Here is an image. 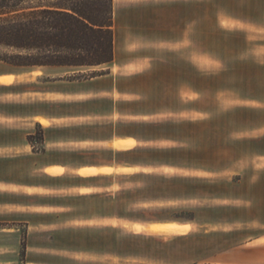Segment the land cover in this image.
Instances as JSON below:
<instances>
[{"label": "crops", "instance_id": "1", "mask_svg": "<svg viewBox=\"0 0 264 264\" xmlns=\"http://www.w3.org/2000/svg\"><path fill=\"white\" fill-rule=\"evenodd\" d=\"M199 2L200 7L206 6L207 17L217 19L219 32L229 31L222 25L223 22H230L236 28V21H242L243 17H254L259 19V23H264V0H112L111 62L69 67L14 65L0 61V97L26 96L29 93L36 96L88 97L26 102L0 100V111L8 113V118L13 121L6 131L0 133V147H4L3 151H12V155L5 157L13 161L12 187H85L102 184L113 189V195L93 193L75 198L19 193L28 201L22 207L36 204L83 209L84 205L73 201L82 204L111 203L112 199H116L119 188L112 181L120 174L115 170L101 173L100 169L111 167L113 162L120 165L118 155L139 144L134 129L170 127L173 130L172 138L163 134L146 141H162V146L158 148H170L174 154V199L203 193L231 203L198 207L174 205V208L191 211L189 221L175 220L172 225L152 222L144 230L154 236L161 235L159 231L169 230L167 234L173 238L175 253L184 251L187 260L183 264L202 260L207 264H264V170H257L251 162L242 169L234 167L245 156L264 157V133L240 139L233 137L235 132L259 131L264 129V125L259 121L239 123L237 127L223 122L215 124L207 110L199 111V97L191 94L199 93ZM242 2H255L256 7L248 6L245 12ZM181 44L186 46L177 50L170 47ZM183 55L184 61H180ZM242 62L248 66L262 67L253 60ZM72 68L88 71L55 75ZM251 74L246 81L256 80V76H259L257 73ZM185 92L190 96H185ZM171 100L173 104L169 107ZM239 108L253 112L255 116L261 113L256 105ZM83 116H94L96 119L91 123L67 127L51 123L52 119ZM0 128H4V125L0 124ZM37 131L41 135L39 143L33 141ZM63 140L90 146L75 150L48 147L54 141ZM127 141L135 143L129 144ZM35 145L41 146V150H36ZM90 151H108L111 158L98 164L83 163L79 158L75 159L77 163L74 165H79L74 169L75 175L69 176L66 171H59L73 165L70 162L71 153ZM40 165L43 166L42 172L37 170ZM84 169L96 171L80 175ZM222 170H234L238 174L230 181L187 174ZM55 180L59 182L55 183ZM73 220L78 227L110 229L118 225L104 224V221H119L112 213H96ZM233 224L242 226L225 227ZM193 225H197L199 230L194 231Z\"/></svg>", "mask_w": 264, "mask_h": 264}, {"label": "rangeland", "instance_id": "2", "mask_svg": "<svg viewBox=\"0 0 264 264\" xmlns=\"http://www.w3.org/2000/svg\"><path fill=\"white\" fill-rule=\"evenodd\" d=\"M241 4L245 12L249 7H256L255 2L249 4L242 2ZM205 10L206 6L200 7L199 2L198 61L202 64L207 56H211L218 60L224 69L218 73H210L198 67L199 111L207 110L215 124L223 122L237 127L239 123L259 121L264 125V66L245 65L242 61H252L251 58H244V53L249 47L245 33L235 28L230 22L222 24L229 31L219 32L216 27L217 19L212 16L207 17ZM210 10H213V6ZM247 13L253 14L252 12ZM241 20L245 23L260 22L254 17H243ZM16 54L17 52L10 49L0 48L2 56ZM21 54L25 55V53ZM179 59L184 61V55ZM251 73H257L258 78L256 76V80L246 81V77L252 75ZM218 93H232L238 101H233L232 96H225L224 102L233 103L234 106L228 110H221L217 99ZM172 104L171 100L169 107H172ZM243 105H256L261 113L255 116L253 112L239 108ZM133 132L139 144L134 149L119 154V164L132 168L155 163L161 167H170L173 173L119 172L117 179L132 182L144 180L146 186L124 190L120 189L118 184L116 199H112L111 203L85 202L82 204L73 201L85 207L77 209L76 213H63L60 216L56 214L38 215L30 212H0V248L6 246L15 248L12 253L0 252V264H116V261H120L121 264H183L187 260L183 254L184 251L181 252L182 254L175 253L173 238L167 234L169 230L159 231L161 235L155 234L156 236L144 230L152 222L172 225L175 220L187 222L191 218V211L174 208V205H171L175 185L172 150L142 146L147 143L146 140L159 138L163 134L172 138L173 130L170 127L166 129L136 128ZM33 141L37 143L41 141L38 131ZM34 148L40 151L42 147L35 145ZM0 149H2L0 150V185L13 188V161L6 159L7 155H12V151L5 152L4 147ZM79 158L83 163L98 164L110 159L111 154L108 151H90L82 154L75 152L71 153L70 162L74 165L77 163L75 159ZM56 182L59 181L55 180ZM137 199L158 206L138 210L130 209L127 202ZM24 203L28 201L21 194L0 188V207L4 205L22 207ZM166 203L170 205H164ZM89 207L95 208L93 210ZM96 213H112L119 221L132 223L134 228L124 229L118 226L110 229L109 227H78L75 225L59 229L51 227V224L63 222L67 218L90 216ZM62 251L113 259H80L58 255ZM192 264L207 263L202 260Z\"/></svg>", "mask_w": 264, "mask_h": 264}, {"label": "trees", "instance_id": "3", "mask_svg": "<svg viewBox=\"0 0 264 264\" xmlns=\"http://www.w3.org/2000/svg\"><path fill=\"white\" fill-rule=\"evenodd\" d=\"M112 25V0H0V48L17 52L0 61L107 64L113 60Z\"/></svg>", "mask_w": 264, "mask_h": 264}, {"label": "clouds", "instance_id": "4", "mask_svg": "<svg viewBox=\"0 0 264 264\" xmlns=\"http://www.w3.org/2000/svg\"><path fill=\"white\" fill-rule=\"evenodd\" d=\"M237 29L243 31L245 33L246 42L249 47L246 49L244 53V58H251L255 63L258 65L264 66V23H253V22H242L236 21ZM186 44L181 45H172L170 46L173 50H177L180 47H185ZM195 55V54H194ZM202 71L210 72V73H218L224 69V66L215 58L211 56H207V58L203 61L202 64L198 65ZM88 71L84 68H72L68 69L67 71H60L55 73V75H72L74 72H83ZM193 96L199 97V93H191ZM225 96H232L233 101H238V98L234 96L232 93H218L217 99L220 104L221 110H228L234 106L233 103H225L224 97ZM86 96L81 97H69V96H36L32 93L28 95H16V96H9L4 95L0 97L2 101H19V102H26L31 100H49V99H87ZM183 99V96H182ZM9 114L6 112L0 111V124L4 125V128H0V133L6 131L8 126L13 124V121L8 118ZM207 119V116L204 117ZM96 119L94 116H83V117H76V118H65V119H52L51 123L53 125H64L70 126L74 124H83V123H91ZM137 119H145V117H137ZM147 119H157V117H148ZM264 133V129L259 131H238L233 134L235 139H240L243 137L249 136H257ZM162 141H149L147 144H142L144 147H160L162 146ZM90 145L81 144L79 142H74L72 140H63V141H54L53 143L49 144V148H61L67 150H75L77 148L88 147ZM7 152V150H5ZM249 162L253 163L257 170H264V157L262 156H254L248 157L245 156L239 164L235 165V168L242 169L247 167ZM79 167V165H67L65 169H62V172L66 171L69 176L75 175L74 169ZM111 169L115 170V172H121L122 170H127L131 172H144V173H159V172H166L171 170L170 167L167 166H158L155 163H149L147 165H139L132 168H122L120 165L113 162L111 167L101 168V173H106L104 170ZM37 170L42 172L43 166H37ZM95 170V169H89ZM96 171V170H95ZM95 171H85L79 173L80 175H88L90 173H95ZM189 175L205 177L208 179H219L230 181L234 175L238 173L234 170H222V171H198L193 173H187ZM112 184H119L120 189L128 190V189H138L144 188L146 186V182L144 180H137L136 182L128 181V180H119L114 178ZM0 188H4L6 191L11 192H18V193H27L29 196L33 194H38L41 196H54L59 198H75L85 194H110L113 195V189L111 186L106 185H96L92 184V186H85V187H77V186H62V187H32V188H8L4 185H0ZM175 201L174 204L171 205H180V206H187V207H198V206H213V205H222L226 203H231V201L223 199V198H215L210 197L207 194H195V195H188V196H180L179 198L173 199ZM128 207L130 209L138 210L142 208H151L156 207L158 205L151 204L148 202H144L142 200H132L128 201ZM170 205V204H164ZM0 212H41V213H64V214H71L76 213L77 209L72 207H44L38 206L33 204L32 206L27 207H10L4 205L0 207ZM104 224H116L118 226H122L124 229H133L134 225L132 223H128L125 221H116V220H107L103 222ZM74 225L73 218L64 219L63 222L51 224L53 229H59L63 227H68ZM242 225L240 224H233L230 226H225L226 228H240ZM193 230H199L197 225H193ZM15 251L14 247H3L0 248V252L4 254L12 253ZM58 255L64 257H77L80 259H113L111 257H97L91 255H83L73 251H62L59 252ZM116 264H121L120 261H116ZM210 264H216V262H210Z\"/></svg>", "mask_w": 264, "mask_h": 264}, {"label": "snow or ice", "instance_id": "5", "mask_svg": "<svg viewBox=\"0 0 264 264\" xmlns=\"http://www.w3.org/2000/svg\"><path fill=\"white\" fill-rule=\"evenodd\" d=\"M37 75H39V73H37ZM184 95H185V96H190V94L187 93V92H185ZM229 102H230V101H229ZM41 123H44V121H41ZM127 143H129V144H134L135 142H134V141H127ZM59 171L62 172V169H60ZM85 171H95V170H89V169H84V170H82V172H85ZM104 171H105L106 173H111L113 170H111V169H106V170H104ZM122 171H127V170H122ZM166 173H173V170H168V171H166ZM189 227H192V226H189Z\"/></svg>", "mask_w": 264, "mask_h": 264}]
</instances>
